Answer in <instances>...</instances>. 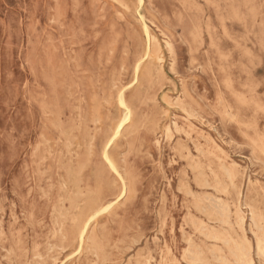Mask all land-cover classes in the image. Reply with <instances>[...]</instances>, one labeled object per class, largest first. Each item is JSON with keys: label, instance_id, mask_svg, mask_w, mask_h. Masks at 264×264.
<instances>
[{"label": "rangeland", "instance_id": "rangeland-1", "mask_svg": "<svg viewBox=\"0 0 264 264\" xmlns=\"http://www.w3.org/2000/svg\"><path fill=\"white\" fill-rule=\"evenodd\" d=\"M263 162L264 0H0V264H264Z\"/></svg>", "mask_w": 264, "mask_h": 264}, {"label": "bare ground", "instance_id": "bare-ground-1", "mask_svg": "<svg viewBox=\"0 0 264 264\" xmlns=\"http://www.w3.org/2000/svg\"><path fill=\"white\" fill-rule=\"evenodd\" d=\"M121 16V15H120ZM224 29V28H223ZM144 33H145V39H146V41H147V43H146V45H145V50H144V54H143V56L136 62V64H135V66H134V71H135V73L137 74V70L139 69V67H140V65H141V63L145 60V59H147L148 57H149V55H150V49H151V44H152V42H153V37H152V35L150 34V32H149V30H148V28H147V26L144 24ZM163 36V35H162ZM168 39V38H167ZM230 39V38H229ZM156 42V41H155ZM164 42V41H163ZM167 43V42H166ZM157 44V43H156ZM168 45V44H167ZM157 46H158V44H157ZM159 50V49H158ZM157 51V50H156ZM169 59V58H168ZM170 63V62H169ZM162 65V64H161ZM188 66V65H187ZM200 66V65H199ZM162 66H160V68H161ZM170 68H171V66H170ZM201 69V68H200ZM188 70H189V68H188ZM196 71V70H195ZM199 71V70H198ZM173 73V72H172ZM135 76V75H134ZM134 82H136L135 80L133 81V83L132 84H134ZM130 83V84H131ZM129 84V85H130ZM128 85V86H129ZM126 87V86H125ZM125 87H122L121 88V90L123 89V88H125ZM174 88V87H173ZM191 91H192V89H191ZM122 92V91H121ZM193 92V91H192ZM120 93V92H119ZM184 93V92H183ZM123 94V93H122ZM120 94H118V96H119ZM117 96V98H119V103H120V105L124 108V115H122L123 116V118H122V120L119 122V124H117V127H116V129H115V134L108 140V142H107V144H106V148L110 145V143L112 142V140L115 138V135L116 136H118L117 135V133L122 129V127L126 124V123H128L129 122V120L131 119V109L129 108V106L127 105V103L124 101V99H123V95H120V97H118ZM164 96V95H163ZM196 96V95H195ZM162 99H164V97L162 98ZM202 100V99H201ZM164 101V100H163ZM175 101V100H174ZM219 101V100H218ZM165 102V101H164ZM220 103V102H219ZM221 105V104H220ZM174 107V106H173ZM176 107V106H175ZM181 110H183V109H181ZM185 111V110H184ZM231 111V110H230ZM191 112H192V110H191ZM185 113V112H184ZM229 113H231V112H229ZM186 114V113H185ZM196 114V113H195ZM233 114V113H232ZM187 116V115H186ZM198 116V115H197ZM225 116H227V115H225ZM185 118V117H184ZM189 118V117H188ZM199 118V117H198ZM186 119V118H185ZM233 120H234V118H233ZM200 122V121H199ZM201 123V122H200ZM205 124H206V122H205ZM212 125V124H211ZM77 127H78V125H77ZM80 127V126H79ZM211 127V126H210ZM170 129V128H169ZM167 130V129H166ZM162 132V131H161ZM170 132H171V130H170ZM174 132V131H173ZM61 133H63V132H61ZM71 133V132H70ZM175 133V132H174ZM223 133V132H222ZM113 134V133H112ZM119 134H121L120 132H119ZM62 135V134H61ZM163 135V134H162ZM174 135V134H173ZM176 135V134H175ZM62 136H64V133H63V135ZM159 136V135H158ZM178 136V135H177ZM59 139V138H58ZM161 139V138H160ZM172 139V138H171ZM60 140V139H59ZM64 141H66V140H64ZM164 141V140H163ZM66 142H68V140L66 141ZM230 142H232V141H230ZM191 143V142H190ZM233 143H234V141H233ZM42 144V143H41ZM105 144V143H104ZM103 144V145H104ZM236 144V143H235ZM54 145V144H53ZM105 146V145H104ZM237 147H238V145H236ZM241 146V145H240ZM243 146V145H242ZM245 146V145H244ZM243 146V147H244ZM67 147V146H66ZM236 147V148H237ZM247 147V146H246ZM105 148V147H104ZM103 148V149H104ZM172 148V147H171ZM217 148V147H216ZM218 149V148H217ZM67 151V153H69L68 152V150H66ZM104 151V150H103ZM105 151H106V149H105ZM198 152V151H197ZM202 152V151H201ZM43 153V152H42ZM45 153V152H44ZM104 153V159H105V161H106V163L109 165V167H110V169H112V170H114L115 171V173H116V175L119 177V179H120V182H121V186H122V189H121V192H120V195H119V197H117L118 199L122 196V195H124L125 194V192H126V185H125V178L123 177L124 175H122L121 173H120V171H118V169L115 167V165L113 164V162L110 160V158L108 157V155H107V153H105V152H103ZM50 155H51V153H50ZM185 155V154H184ZM249 155V154H248ZM49 156V155H48ZM65 156V155H64ZM250 156V155H249ZM251 156H252V154H251ZM43 157V156H42ZM253 157V156H252ZM65 158V157H64ZM74 158V157H73ZM230 158V157H229ZM39 159H41V158H39ZM176 159V158H175ZM248 159H250V158H248ZM71 160V159H70ZM123 160V159H122ZM67 161V160H66ZM234 161V160H233ZM257 161H259V160H257ZM262 162V161H261ZM236 163V162H235ZM264 163V162H263ZM66 164V163H65ZM64 164V165H65ZM159 164V163H158ZM172 164V163H171ZM264 165V164H263ZM161 166V165H160ZM187 166H188V164H187ZM38 168V167H37ZM198 168V167H197ZM210 168V167H209ZM223 168V167H222ZM49 169H50V167H49ZM192 169V168H191ZM198 169H200V168H198ZM223 170H225V168L223 169ZM77 171V170H76ZM212 171V170H211ZM74 172V171H73ZM160 172V171H159ZM228 172V174H229V171H227ZM163 173V172H162ZM211 173V172H210ZM227 175V174H226ZM230 176V175H229ZM228 176V177H229ZM74 177V176H73ZM163 177V176H162ZM62 178V177H61ZM194 178H196V177H194ZM244 178V177H243ZM206 179V178H205ZM249 179V178H248ZM214 180H215V178H214ZM208 181V180H207ZM247 181V180H246ZM230 182V181H229ZM257 182V181H256ZM74 183H76L77 184V182H74ZM202 183H204V182H201V183H199V184H202ZM115 184V183H114ZM187 184V183H186ZM220 184V183H219ZM247 184V183H246ZM162 185V184H161ZM188 185V184H187ZM205 185V184H204ZM203 185V186H204ZM229 185V184H228ZM77 187V186H76ZM202 187V186H201ZM80 188V187H79ZM78 187L76 188V189H79ZM178 188V187H177ZM214 188V187H213ZM81 189V188H80ZM232 189V188H231ZM84 190V189H83ZM187 190H189V189H187ZM226 190V189H225ZM79 191V190H78ZM81 191V190H80ZM80 191H79V194H80ZM181 191V190H180ZM184 191H186V190H184ZM220 192V191H219ZM245 192V191H244ZM185 193V192H184ZM187 194H189V193H187ZM207 194V193H206ZM264 194V193H263ZM74 195V194H73ZM77 195V194H76ZM75 195V196H76ZM74 196V198H76ZM238 196H240V195H238ZM80 197V196H79ZM84 197V196H83ZM210 197V196H209ZM212 197V196H211ZM194 198V197H193ZM159 199V198H158ZM161 199V198H160ZM219 199H221V198H219ZM115 200H117V199H115ZM210 200V199H209ZM214 200H216V197H215V199ZM87 201V200H86ZM85 202V201H84ZM214 202V201H213ZM218 202V201H217ZM114 203V202H113ZM113 203H110V204H108L107 206H103L104 208L102 209V210H105L106 208H108L110 205H112ZM154 203V202H153ZM107 204V203H106ZM198 204V203H197ZM214 204V203H213ZM220 204H221V202H220ZM238 204H239V201H238ZM244 204V203H243ZM225 205V204H224ZM217 206H219V203H218V205ZM226 206V205H225ZM262 206H264V204L262 205ZM118 207V206H117ZM195 207V206H194ZM198 207V206H197ZM203 207V206H202ZM202 207H201V209H202ZM209 207H210V205H209ZM243 207V206H242ZM248 207H249V204H248ZM101 208V207H100ZM114 208V207H113ZM199 208V207H198ZM222 208H226V207H222ZM245 208V207H244ZM77 209H78V207H77ZM91 209H93V208H91ZM206 209V208H205ZM216 209V208H215ZM219 209V211H218V216H219V222L221 223V224H228L227 223V219H226V217H229V216H226V213H225V210H223V209H221V208H218ZM94 210V209H93ZM97 211H95L93 214H91V217L86 221V223L85 224H83L84 226L82 227L81 226V232H80V234H79V230H78V234H79V242H80V244H81V242L83 241V239H84V234H85V232H86V229H87V227H88V224H89V222L90 221H92V219H95L94 217H96L99 213H100V210H98V208L96 209ZM203 210V209H202ZM204 211H206V210H204ZM230 213V209H229V211H227V213ZM239 212H242V211H240V209H239ZM253 212V211H252ZM207 213V212H206ZM212 213V212H211ZM243 213V212H242ZM102 214V213H101ZM213 214V213H212ZM215 214V213H214ZM251 215V214H250ZM208 216H210V213H209V215ZM214 216V215H213ZM216 217H217V215H215ZM239 216V215H238ZM237 216V217H238ZM262 217H263V215H262ZM262 219L263 218H261V216H259V215H256L255 216V220H254V224H255V226H253V227H255L257 230H258V232H259V234H261V232H263L262 231V229H264V226H262L261 227V223L263 222L262 221ZM75 220V219H74ZM218 220H216V221H218ZM244 220V219H243ZM250 221V220H249ZM262 221V222H261ZM211 222V221H210ZM228 222H229V220H228ZM42 223V222H41ZM194 223V222H193ZM239 224V223H238ZM95 225V224H94ZM193 225V224H192ZM195 225V224H194ZM248 225V224H247ZM76 226V225H75ZM78 226V225H77ZM204 226V225H203ZM211 226V225H210ZM227 226V225H226ZM237 227H239V226H237ZM249 227H251V226H249ZM200 228H201V224H200ZM210 228H212V227H210ZM234 228V227H233ZM57 229V228H56ZM198 230V229H197ZM229 230H232V229H230L229 228ZM235 230V229H234ZM250 230V229H249ZM200 231V230H199ZM203 231V230H202ZM216 231V230H215ZM240 231H243L242 230V227H241V230ZM218 232V231H217ZM159 233V232H158ZM207 233V232H206ZM211 233V232H210ZM244 233V232H243ZM204 234V233H203ZM203 234H202V236H203ZM227 234H229V233H227ZM234 235L236 234L235 232L233 233ZM262 235V234H261ZM185 236V235H184ZM212 239H215L216 241H220V242H222V243H224V244H227V245H229L228 247V249H229V255L236 261V262H238V263H240V264H252V262H251V260H250V256H251V254H250V252H251V242H250V245L248 244V243H245V242H243V243H238V242H235V241H232L231 239V242H229V241H227L220 233H215V234H213L212 233ZM229 237H231V235L229 236ZM255 237V236H254ZM157 238V237H156ZM206 238V237H205ZM207 238H208V236H207ZM206 238V239H207ZM253 238V237H252ZM256 238V244H255V250H256V252H257V254L258 255H260V256H262L263 258H264V242L262 241V239L259 237V236H257V237H255ZM262 238H264V237H262ZM87 240H88V238H86ZM191 239V238H190ZM233 239H235V238H233ZM91 240V239H90ZM136 241V240H135ZM183 241V240H182ZM254 241V240H253ZM186 242V241H185ZM242 242V241H241ZM77 243V242H76ZM194 243V242H193ZM190 246V245H189ZM195 246V245H194ZM82 247V246H81ZM140 247V246H139ZM188 247V246H187ZM193 247V246H192ZM198 247V246H197ZM37 248V247H36ZM83 249V248H82ZM188 249V248H187ZM208 249V248H207ZM11 251V250H10ZM82 251V250H81ZM186 252H188V251H186ZM200 252V251H199ZM198 252V253H199ZM210 252H211V250H210ZM220 252V251H219ZM221 252H222V250H221ZM202 253V252H201ZM188 254V253H187ZM160 255H161V252H160ZM211 255V254H210ZM213 255H216V254H213ZM185 256H186V254H185ZM188 256H189V254H188ZM199 256V255H198ZM220 256V255H219ZM218 256V257H219ZM141 257V256H140ZM143 257V256H142ZM213 257V256H212ZM181 258H183V256L181 257ZM153 259V258H152ZM192 259V258H191ZM202 259V258H201ZM200 259V260H201ZM213 259V258H212ZM147 260V259H146ZM154 260V259H153ZM161 260V259H160ZM195 260V259H194ZM199 260V259H198ZM203 260V259H202ZM183 261V260H182ZM216 261V260H215ZM219 261H220V263L221 264H227V261L228 260H226V258H220L219 259ZM28 262V261H27ZM147 262V261H146ZM199 262V261H198ZM201 262V261H200ZM206 262V261H205ZM94 263V262H93ZM186 263H188V262H186ZM185 263V264H186ZM207 264H208V262H206ZM90 264V263H89ZM98 264V263H97ZM143 264V263H142ZM229 264V263H228Z\"/></svg>", "mask_w": 264, "mask_h": 264}]
</instances>
